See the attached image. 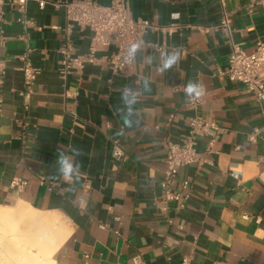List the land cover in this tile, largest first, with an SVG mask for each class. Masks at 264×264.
<instances>
[{"label":"crops","instance_id":"1","mask_svg":"<svg viewBox=\"0 0 264 264\" xmlns=\"http://www.w3.org/2000/svg\"><path fill=\"white\" fill-rule=\"evenodd\" d=\"M129 1L135 19L155 26L202 28L228 13L233 43L251 54L264 42V11L257 6L250 13L252 0H226L225 7L221 0ZM24 19L31 27L20 22ZM65 27L63 10L50 5L41 10L36 0L23 11L5 8L0 26V73L5 72L0 82V209L24 206L60 220L61 234L55 239L67 237L50 256L54 264H182L186 258L189 264H264V106L221 75L231 54L229 37L196 29L172 37L148 32L145 41L164 45L161 51L180 50L178 68L161 75V51L144 48L130 77L113 74L111 49L97 53V63L88 65L80 79H62L59 49ZM91 36L88 29H74V55L87 53ZM29 48L39 75L26 111L21 57ZM145 77L152 81L150 94L140 91ZM189 80L205 88L198 110L184 95ZM126 84L137 91L131 128L118 111L125 107L120 95ZM194 116L215 122L223 133L213 152L207 150L208 138L199 140L202 165L181 168L172 188L184 195L182 183H190L187 207L172 205L165 214L154 202L166 169L163 144L180 142ZM114 143L126 154L122 163L112 157ZM72 146L83 154L80 180L69 184L53 177L57 150ZM17 180L25 185L14 186Z\"/></svg>","mask_w":264,"mask_h":264},{"label":"built area","instance_id":"2","mask_svg":"<svg viewBox=\"0 0 264 264\" xmlns=\"http://www.w3.org/2000/svg\"><path fill=\"white\" fill-rule=\"evenodd\" d=\"M31 0H0V26L5 23V8H19L25 10ZM39 8L43 10L50 5L56 9L63 10L65 13L66 27L62 33V46L59 49L60 69L59 75L62 79L70 76L81 78L88 65L97 63L96 54L99 52H109L108 56L111 71L113 74H121L130 77L132 74V63H126L123 59L124 53L131 42H143V48H151L155 51L164 49V45L157 44L154 49L144 39L148 32L160 33L164 37H172L178 31L184 29H196L204 34L223 32L230 39L231 54L228 60V67L221 75L225 76L231 83L243 86L247 91L254 94L257 102L264 106V42L256 45L255 51L248 54L242 45L233 43L232 36V18L225 13L221 20L214 25L197 28L194 26H181L179 24H170L167 26H155L149 20L135 19L132 15L129 0H111L108 6L100 5L93 0H73V1H46L36 0ZM225 7L226 0H221ZM260 6L264 11V0H252L248 11L252 13L255 7ZM26 27H31L32 23L27 20H21ZM78 27L81 30L91 31V44L85 55H74L75 45L72 40L74 29ZM27 40V36L20 37ZM32 50L29 48L21 57L23 62L22 74L24 92L25 110L30 109V98L33 95V87L39 75V70L34 67L30 56ZM5 77V72L0 73V82ZM69 97V93L66 92ZM203 99L190 102L194 110H198L203 105ZM2 101L0 100V109ZM175 118L172 114L167 126H170ZM261 130L255 132L260 133ZM223 130L215 122H207L197 116L191 117L187 122V133L180 142L176 143L169 139L165 140L163 146L166 150V169L164 179L160 185V194L154 202L162 207V212L168 213L172 205H177L180 209H186L192 187L189 182L184 181L182 188L185 194L181 195L172 190L181 168L189 165L201 166L203 160L198 152V144L201 138H208V152H213L214 145ZM255 140V136L251 137ZM112 157L117 162H124L126 154L118 143H114L112 148ZM234 177L240 179L238 173H233ZM41 183L46 181L41 179ZM14 186L22 188L25 183L19 180L13 183ZM182 264H189V260L184 259ZM215 264H230L229 262L218 261Z\"/></svg>","mask_w":264,"mask_h":264},{"label":"clouds","instance_id":"3","mask_svg":"<svg viewBox=\"0 0 264 264\" xmlns=\"http://www.w3.org/2000/svg\"><path fill=\"white\" fill-rule=\"evenodd\" d=\"M154 49L158 48L155 43H149ZM145 50L143 42H131L123 56L126 63H132L137 59L139 52ZM160 63L157 65V71L164 75L169 73L170 70L178 68L181 60L183 59L182 53L179 49L173 47L168 50L159 52ZM140 91L143 93L152 92V81L150 77H145L141 81ZM204 86L196 80H189L184 85V95L188 102L193 100H200L205 96ZM120 99L124 104V109H118L125 120V127L131 128L133 126V113L131 106L137 103V91L135 85L129 87L127 84L123 86ZM82 149L72 146L69 150H57L55 158V175L53 179L59 178L64 182L72 184L74 181L80 180L81 162L79 157L82 156Z\"/></svg>","mask_w":264,"mask_h":264},{"label":"rangeland","instance_id":"4","mask_svg":"<svg viewBox=\"0 0 264 264\" xmlns=\"http://www.w3.org/2000/svg\"><path fill=\"white\" fill-rule=\"evenodd\" d=\"M46 230L48 229L46 228ZM46 230L43 227H34L18 217L10 218L9 221L0 224V244L2 248V255H5L4 258L10 264H15V261L21 258L22 254L28 255V253L31 254L35 260L31 264H54L51 258L48 260L46 254L53 246L44 242L45 238L43 236L44 231L46 232ZM55 233L58 234V238L61 234L60 228H58ZM19 240L20 242H17ZM30 246L34 247L32 252L29 251ZM24 247L27 249L25 250ZM8 257L10 258L8 259Z\"/></svg>","mask_w":264,"mask_h":264},{"label":"bare ground","instance_id":"5","mask_svg":"<svg viewBox=\"0 0 264 264\" xmlns=\"http://www.w3.org/2000/svg\"><path fill=\"white\" fill-rule=\"evenodd\" d=\"M15 217H18L19 219H23L26 223L31 224V225H33V226H35L37 228L43 227V228H45V230H46V228L48 229V230H46L47 231L46 236L47 235L48 236L46 237L45 241L47 243H50L48 245H53L54 246L53 249H50V251L49 250L47 251L46 254H47L48 258H50V256L54 254V252L63 244V242L65 241V239L67 237V235L65 234L66 236H64V238H62L58 242L55 239L56 238L55 231L60 226V220L57 219V218H54V216L53 217H45L44 215L39 214V213H37V212H35L33 210L24 208V206H20L17 209H11V210L0 209V224L4 223L6 221H9L10 218H15ZM17 242H20V240L17 241ZM2 244H3V242H2ZM1 249L2 248H1V244H0V264H10L4 258L5 255L4 256L2 255ZM24 249L26 250L27 248L24 247ZM33 249H34V247H30L29 251L32 252ZM24 252H26V251H24ZM9 258L10 257H8V259ZM34 261L35 260L31 256V254L28 253V255H23L22 254V257L17 259L15 261V264H31Z\"/></svg>","mask_w":264,"mask_h":264}]
</instances>
